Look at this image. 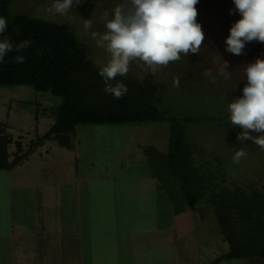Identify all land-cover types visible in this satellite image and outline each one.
<instances>
[{"label": "rangeland", "instance_id": "rangeland-1", "mask_svg": "<svg viewBox=\"0 0 264 264\" xmlns=\"http://www.w3.org/2000/svg\"><path fill=\"white\" fill-rule=\"evenodd\" d=\"M117 2L118 0L95 1L94 9L87 18L93 21L92 29L89 31H85L83 28V22L86 19L79 15L83 3L74 7L65 16L54 15L46 11L52 4L50 0H11L8 11L10 15H26L48 23L67 26L77 40L86 46L88 60L98 69L97 61L104 62L107 59V54L97 46L90 33L91 31H104L99 17L104 11H110ZM195 7L198 11L197 22L202 26L205 35L200 52L189 54L178 62L170 63L167 68L154 75L133 64L126 76L132 79H139L140 76H143V79L151 80L157 86L158 110L179 121L188 120L183 125L181 122L179 128H183L184 140L190 152V158L199 175L205 179L206 187L207 184H214L215 188L226 187L230 191L242 189L244 193L251 189L261 190L264 186V151L247 141L236 140L235 130L241 129L238 126H231L227 120V103L242 94L241 90L246 84L243 67L254 62L257 58L264 59V55H262L264 54V43H247L243 50L244 54L240 56L226 52L224 40L229 34V28L232 23L240 19L238 14H229V10L234 8L232 0H199ZM221 61L228 62L227 71L231 72V78L226 79L217 75ZM207 69L211 70V77L203 75ZM177 77L180 85L174 87L173 80ZM213 78L215 82H212ZM55 104H58L57 99L49 93L35 92L29 86L0 87V123L3 124L4 132L11 137L12 142L20 140L22 151L28 155L30 160L34 146H41L43 143L41 141L39 144H35L36 141L41 139L53 124L52 107H55ZM164 125L166 124L164 123ZM136 126L138 125L88 126L78 124L73 128L75 142H79L75 150V157L79 162L75 169L77 176L89 177L94 173H101L106 178L105 181L87 183L88 191H90V186L101 185L97 189H101L105 193L102 197L105 202L103 206L112 209V211H107V214L97 217V223L107 222L114 225L113 229H108V227L101 231L104 238H114L117 236L119 228L127 226L131 231L138 230L139 226L144 231H150L154 228L151 226H156L159 221L162 225L168 226V221L165 220L166 214L163 212L160 216L156 214L155 210H153L154 214L147 209L143 213H138L135 212V208L131 207V212H128V215L124 213L119 203L125 200L120 192H123L127 187V176L122 177L120 181L113 179L111 181V177L119 174L131 177L132 174L147 173L149 170V164L141 156V151L136 150L135 147L137 138L132 129ZM90 127H94V129L90 130ZM166 127L168 128L167 125ZM148 138H150L149 134ZM47 143L42 147L47 150L48 155L43 158V164L47 167L49 177L54 179L50 189L58 201L57 205L49 210L47 216L49 219H53V222L50 220V229L58 230L57 234L61 238L64 232L69 234V232H75L76 228L73 226L74 222L63 221L62 213L71 198L68 196L72 190L73 176H71V180L58 181L63 176L68 177L72 174L71 160H59L61 158L58 157L59 153L54 152L48 146L55 144ZM238 148L246 149L248 155L239 163H235L234 154ZM14 150V145L8 146L7 153L10 157L8 161H11ZM58 151L64 153L62 150ZM73 154L74 152H71V158H73ZM33 161L34 159L32 163ZM23 166L21 171L15 170V168L9 171H0V236L6 235L9 223L11 225L23 223L32 226L41 216L38 207H34L33 210V206H35L33 202L36 199V195L31 192L33 190H20L13 187V185H17L19 188L20 182L29 179V177L40 175L37 172L35 174L34 170L29 171L26 168L27 164ZM120 169L121 171H119ZM59 176H61L60 179ZM154 184L150 183L147 188L151 194L155 190ZM83 185L81 183V186ZM209 194L206 193V196ZM94 205L91 203V206L94 207ZM133 235L134 233L131 232L130 238L136 241L138 237ZM147 237H149L148 234ZM0 243L3 244L1 239ZM200 243H204L203 238H200ZM222 250L223 253L220 254V257L228 251L224 242ZM207 252L209 253L210 249H207ZM56 258L55 256V262ZM57 263L62 264L60 260ZM113 264L125 263L113 262ZM214 264H264V259L229 260L221 258Z\"/></svg>", "mask_w": 264, "mask_h": 264}, {"label": "trees", "instance_id": "trees-1", "mask_svg": "<svg viewBox=\"0 0 264 264\" xmlns=\"http://www.w3.org/2000/svg\"><path fill=\"white\" fill-rule=\"evenodd\" d=\"M10 1L0 0V16L8 21L4 35L13 44L23 40H31L32 43L20 52L13 51L5 56L0 63V87L29 86L35 92L49 93L58 101L52 107L53 124L35 144L51 140L60 147L68 148L69 136L78 124L165 123L168 126L165 155L168 175L178 179L186 207L204 204L211 209L212 214L207 222H212V238L218 243L221 235L228 249L210 264L221 258L264 259V186L261 190L251 189L247 193L242 189L230 191L226 187L215 188L214 184H207L206 187L205 179L199 175L190 158L183 128H179L181 122L183 125L188 120L179 121L158 110L157 86L151 80L117 76L116 81L126 85L127 93L121 99L106 94L98 69L86 56V46L77 40L67 26L26 15H10ZM95 1H84L79 10L81 18L87 19L90 16ZM17 55L24 57L23 63L13 62V57ZM240 131L236 129V135ZM10 144L14 145L15 150L11 161H8L7 148ZM25 156L20 141L12 142L0 123V170H8L17 165ZM206 193H210L209 196Z\"/></svg>", "mask_w": 264, "mask_h": 264}, {"label": "crops", "instance_id": "crops-1", "mask_svg": "<svg viewBox=\"0 0 264 264\" xmlns=\"http://www.w3.org/2000/svg\"><path fill=\"white\" fill-rule=\"evenodd\" d=\"M141 126L134 127L132 131L137 138L136 150L141 151V156L149 164L148 172L132 174L131 177L125 174L110 176L111 181L112 179L120 181L122 177L127 176V187L123 192H120L125 200L119 203L124 213L128 215V212H131V207L135 208V212L138 213H143L146 209L153 213L155 210L156 214L160 216L163 212L166 214L165 220L168 221V226L162 225L160 221L156 226H151L154 228L150 231H144L141 226L138 230L131 231L127 226L119 228L118 234L114 238H104L101 231L108 227V229H113L114 225L107 222L97 223V217L107 214V211H112V209L103 206L105 202L102 197L105 193L101 189H97L101 185L90 186V191H88L87 183L105 181L106 178L101 173H94L89 177L77 176L75 169L79 162L75 157V150L79 142H75L72 133L69 136L68 148L60 147L51 140H43L41 146L34 147L33 153L30 152L31 160L26 155L17 165L8 170H0L9 171L15 168V170L21 171L24 168L23 165L27 164L26 168L29 171L34 170L35 174L36 172L40 173L39 176L29 177V179L20 182L19 188L17 185H13V187L20 190H33L31 192L36 195L33 210L34 207H38L41 215L32 226L23 223L8 224L6 235L0 236L3 242L2 245L0 243V264H58L59 260L62 264H113V262L125 264H210L220 257V254L223 253V242L221 237H219L220 242L213 241L212 222H207L212 214L211 209L204 204L193 208L186 207L178 179L168 175L165 161L168 128L164 124H142ZM93 129L94 127H90V130ZM148 134L150 138H148ZM17 141L20 140L17 139ZM47 142L55 144L48 146L54 152L59 153L58 157H61L59 160H71L72 174L68 177L63 176L58 181H68L73 176L72 190L68 196L71 198L62 213L63 221L74 222L73 226L76 228L75 232H69V234L64 232L61 238L57 234L58 230L50 229L53 219H49L47 216L49 210L58 202L50 189L54 179L49 177L47 167L43 164V158L48 155L47 150L42 147L47 145ZM10 145L13 146V144ZM58 150H62L64 153ZM71 152H74L73 158H71ZM81 183L84 185L81 186ZM150 183H155V190L152 194L147 189ZM91 203L95 204L94 207L91 206ZM101 220L100 217V222ZM131 232L134 233L133 236L138 237L136 241L131 240ZM200 238H203L204 243H200ZM207 249H210L209 253ZM55 256L57 257L56 262L54 261Z\"/></svg>", "mask_w": 264, "mask_h": 264}, {"label": "clouds", "instance_id": "clouds-1", "mask_svg": "<svg viewBox=\"0 0 264 264\" xmlns=\"http://www.w3.org/2000/svg\"><path fill=\"white\" fill-rule=\"evenodd\" d=\"M82 3L84 0H53L46 11L65 16ZM198 3L199 0H118L110 11H104L99 17L104 31L90 33L97 46L107 54L104 62L96 63L98 75L104 81L103 91L115 99L123 98L127 87L116 81V77L126 76L133 64L154 75L170 63L189 54H198L205 40L202 26L197 22L195 6ZM232 3L234 8L229 14H238L240 19L229 28L224 40L225 51L240 56L247 43H264V0H232ZM92 26L91 19L84 20L85 31L91 30ZM7 27V19L0 16V63L10 52H20L32 43L23 40L13 44L4 35ZM13 62L23 63L24 57L17 55ZM228 67L227 61H221L217 75L231 78ZM203 75L211 77V70H205ZM243 75L246 84L241 96L227 103V120L231 126L241 129L237 141H251L264 151V59L257 58L244 66ZM143 78L139 77L140 80ZM112 81L116 82L113 84ZM212 82H215L214 78ZM179 85V78H174L173 86ZM247 155L246 149L238 148L234 162L239 163Z\"/></svg>", "mask_w": 264, "mask_h": 264}]
</instances>
